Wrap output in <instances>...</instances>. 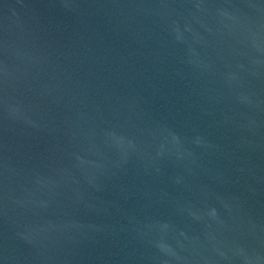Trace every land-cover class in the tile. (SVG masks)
<instances>
[{
  "label": "water",
  "instance_id": "1",
  "mask_svg": "<svg viewBox=\"0 0 264 264\" xmlns=\"http://www.w3.org/2000/svg\"><path fill=\"white\" fill-rule=\"evenodd\" d=\"M0 264H264V0H0Z\"/></svg>",
  "mask_w": 264,
  "mask_h": 264
}]
</instances>
